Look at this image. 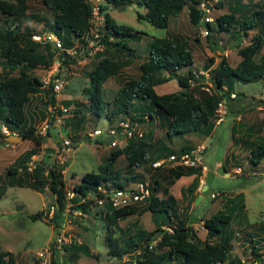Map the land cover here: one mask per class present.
<instances>
[{
  "label": "trees",
  "instance_id": "16d2710c",
  "mask_svg": "<svg viewBox=\"0 0 264 264\" xmlns=\"http://www.w3.org/2000/svg\"><path fill=\"white\" fill-rule=\"evenodd\" d=\"M27 1L0 0V105L6 109V126L10 131L34 141V145L23 149L4 171L0 179V197L5 188L12 185L28 186L39 192L47 188L54 199L51 217L55 225H58L57 221L61 218V212L67 200L76 202L71 205L74 210L89 212L87 194L92 193L97 199L108 200L111 189L125 185L128 179L134 181L142 174L132 171V166L143 167L145 170L151 169L153 172L150 173L149 194L140 207L134 203L114 206L110 204L111 200H106L103 209L96 210L105 221L104 239L107 254L119 258L122 254L130 253L138 248L139 251L136 254L138 264L238 263L240 259L237 256L228 258L231 246V233L228 228L235 207L243 206L242 193L236 192L235 199L234 196H230L227 200L228 204L202 217L201 225L205 233L204 237L200 238L192 225L188 224L176 210V198L168 191V186L173 179L183 174L194 173L187 183L189 191H193L198 184V168L176 161L177 153L188 152L190 146L181 145L179 149L173 151L162 140L152 141L149 135L133 134L123 145L120 144L109 150L100 169L83 172L78 181L73 183L68 195L61 177L63 163L48 160V156L44 154L40 156V159L32 160L31 165L28 164L31 160L30 155L35 152V146L42 141L47 131L37 132L32 123L26 120L25 106L30 95L42 91L47 95L48 100L42 102L44 106L41 110V119L47 116L44 111L49 103V105L54 103L51 86L54 79L59 78L60 66L79 56L80 52L84 51L86 38L90 37L88 30L94 3L92 0H41L50 12L51 22L47 23L36 13L25 14ZM233 1L236 10L232 9L228 13L216 16V22L217 28L227 31L228 38L233 39L239 60L233 65L227 62L225 56H221L213 67L207 69L216 96L224 101H227L226 98L230 92L236 94L233 89L234 81L246 83L259 78L264 79V52L258 59L256 58L263 34L261 31L252 34L247 32L263 19L262 10L260 8L250 10L251 0ZM131 3L144 6L145 10L135 12V17L147 20L154 26L165 27L169 16L174 15L183 5L187 7L186 16L190 22L197 23L199 20L200 10L197 7V0H103L96 3V12L102 17L101 30H97L96 42L102 45L103 50L114 48L115 51L132 53L125 40L136 39L140 32L133 30L129 25L116 23L105 10L107 5L121 8ZM216 3H220V0ZM23 14L31 19H39L43 22V27L40 30L22 28L19 19ZM206 26L209 30L212 28L208 22ZM36 32L55 34L60 46L52 45L49 41L30 39V35ZM72 38L76 44L80 45L79 48H76L78 45H74ZM147 44L146 59L138 65L139 76L121 82L112 93L110 101H104L101 97L102 84L107 77L118 73L120 60L111 55L102 54L91 64L86 71L89 84L81 88L88 103L85 105L83 102H75L71 108V116L64 120L70 132V138L77 137L83 129L87 112L93 115L103 113L108 120H111L112 116H127L129 121L134 122L144 121L147 117L149 119L155 116L165 117L164 135L167 138H171L174 134L179 136L191 131L209 134L214 122L216 104L213 107L211 94L204 92L202 96L197 97L188 89L191 79L196 78L190 70L193 58L184 40L154 36L149 38ZM66 48H72L74 51L68 53ZM80 48L82 51L79 52ZM55 55H58V68L52 72L46 86L37 75L27 73L28 69L37 65L48 66L55 59ZM182 67L185 69L184 73L179 74L175 71L176 68ZM169 79H175L178 90L163 93H157L154 90L153 85ZM63 100L66 104L69 103L68 100ZM47 118L49 121L54 116L50 112ZM232 140L247 148L246 156L250 165H258L264 156V141L253 139L248 133L244 137L232 136ZM149 153H152V156ZM119 154L126 161L125 167L131 169L128 173L126 172L129 175L121 176L122 179H119L120 174L116 170L110 168V164ZM168 154H174L175 157L162 165L151 166L150 162L154 157L168 158ZM162 166L165 167L161 168ZM253 177L255 178V175ZM156 178L164 184L161 189L156 184ZM157 191H160V196ZM146 209L154 222L153 228H138L131 232L119 228L117 235L111 234L113 231L111 225L116 226L118 219L128 214L141 213ZM42 213L38 210L29 216L39 218ZM260 227L264 229V221L260 223ZM153 239L155 241L151 244ZM64 248L69 251L70 258H74L78 253L93 255L83 242H68ZM250 254L255 264L264 260V253L257 252L253 245ZM0 264H17L14 254L9 250L0 249Z\"/></svg>",
  "mask_w": 264,
  "mask_h": 264
},
{
  "label": "rangeland",
  "instance_id": "374dc122",
  "mask_svg": "<svg viewBox=\"0 0 264 264\" xmlns=\"http://www.w3.org/2000/svg\"><path fill=\"white\" fill-rule=\"evenodd\" d=\"M93 1L95 4L103 2V0ZM245 1L240 0V2ZM211 2L212 5L214 2L210 13L212 28L207 36L199 32L197 23L189 21L186 16V5H183L174 15L169 16L168 24L165 27L154 26L147 20L137 19L135 12L145 10L142 5L131 3L121 8L107 5L105 10L116 23L129 25L133 30L140 32L136 39L125 40L132 53L122 52V50L115 51L114 48L103 50L102 46L96 44V39L92 35L86 38V43L83 46L84 51L80 52L82 51L80 48L79 56L59 68L58 76L63 79L62 88L53 91L54 103L53 105H49V103L44 111L47 116L51 112L54 116L53 119L48 121L47 116L41 119V110L44 106L42 102L48 100L47 95L42 91L30 95L25 106L26 120L32 123L37 132L44 133L45 130L47 132L44 133L42 141L35 146V152L30 155L31 160L28 164L31 165L32 160L40 159V156L44 154L48 156V160L63 163L61 177L68 195L73 183L78 181L83 172L100 169L109 150L120 144L123 145L121 141H118L117 145H112L110 143L112 136L107 134V129L114 127L118 130L117 126L119 127L121 122L127 123L129 120L127 116H112L111 120H108L103 113L93 115V113L87 112L86 119L83 121V129L77 137L70 138V132L64 120L71 116V108L75 102H83L85 105L88 103L81 90L83 86L89 84L86 72L88 68L102 54L111 55L120 60L118 73L107 77L102 84L101 97L104 101H110L112 93L116 91L121 82L139 76L138 65L146 59L149 38L168 36L184 40L193 58L190 70L196 78L191 79L188 89L192 95L197 97L202 96L204 92L211 94L213 107L216 104L213 115L215 124L212 127L214 130L209 136L191 131L179 136L174 134L171 138H167L164 135L166 118L155 116L152 119L147 117L144 121L133 122L132 133L149 135L152 141L162 140L173 151L179 149L183 144L192 147L190 148L192 156L196 158L190 165L198 168L199 182H205L208 187L202 189L200 193L199 187L196 192L189 191L187 182L182 183L183 186L179 190L174 184L172 195L177 197L176 210L188 224L192 225L200 238H203L205 233L201 225L202 217L204 218L228 204V198L233 197L236 191L243 192L245 206L243 205L244 208L241 205L235 207L228 228L231 233L228 258L237 256L240 261L236 264H255L254 261L252 262L250 254L251 246H255L257 252L264 253V229L260 227V223L264 221V183L262 178H259L264 172V156L258 165H250L246 156L247 148L239 142L232 141V136L234 138L244 137L248 133L253 139L264 141V79L259 78L246 83L234 81L233 89L236 94L230 92L226 98L227 101L219 99L212 86L209 91L206 90L205 85L208 80L202 74L206 71H199L205 68L203 66L213 67L221 56H225L227 62L233 65L239 60L233 39L228 38L227 31L218 29L216 22V16L228 13L232 9L236 10V5L233 0H220V3H216L217 0H211ZM249 8L250 10L258 8L262 10L263 19L257 24L260 26H254L247 31L248 34L258 31L263 34L256 52V58H258L264 52V0H251ZM30 13H36L40 18H43L44 22H51L50 12L41 0L27 1L25 14ZM25 14L19 19L22 28L29 27L40 30L43 27V22L39 19H31ZM95 16L102 19L101 15L94 13L91 16V28L101 30L102 24H97L99 19H96ZM72 40L75 45V40L73 38ZM76 45H78L76 48L80 47L79 44ZM57 58L58 55H55V59L50 65L45 67L37 65L28 69L27 73L46 79L58 68L56 66ZM184 70L183 67L175 69L179 74L184 73ZM162 73L165 74L163 71ZM153 86L157 93L175 92L179 89L175 79H169ZM63 99L68 100L69 103L66 104ZM63 106L66 108L62 109ZM5 114V107L0 105V127L7 124ZM94 128L101 132H91ZM3 136L4 134L0 130V179L6 168L14 162L23 149L34 145V141L29 138L21 137L16 142H5L2 139ZM205 136L206 138L203 139ZM119 138H122L121 134L117 136L118 140ZM198 150L200 158L193 153ZM125 163L124 157L119 154L110 164V168L120 174L119 179H122L121 176L124 174L129 175L127 173L132 169V171L142 174L134 181L126 180L127 184L132 185L138 181H147L148 184L151 182L150 173L153 172L151 169L145 170L143 167L134 166L130 169V167H125ZM163 167L165 166L161 168ZM224 168L227 169L226 173H224ZM106 183L110 182L106 181ZM156 184L160 189L164 186L158 178H156ZM212 191L216 192L212 195ZM198 193L201 196L197 197ZM157 194L160 196V191H157ZM87 196L89 212L74 210L71 205L76 202L72 203L67 200L63 206L61 218L57 221L58 225H55L53 217H51L54 199L47 188L43 192H39L28 186H7L0 197V249L11 251L17 264H37L36 252L46 246L50 251L49 254L46 253L45 258L48 264H119L121 259H124V255L132 256L133 252L124 253L119 258L107 254L104 239L105 221L96 212L98 209H103V204L107 199H97L92 193ZM143 202L144 199L133 203L140 207ZM38 210L43 212L39 218L29 216ZM153 226L154 222L146 209L141 213L128 214L118 219L116 226L111 225L113 229L111 234L117 235L119 228L131 232L138 228L151 229ZM68 242L85 243L93 255L78 253L74 258L68 257L69 251L64 248ZM256 264H264V260Z\"/></svg>",
  "mask_w": 264,
  "mask_h": 264
},
{
  "label": "built area",
  "instance_id": "2783aa9c",
  "mask_svg": "<svg viewBox=\"0 0 264 264\" xmlns=\"http://www.w3.org/2000/svg\"><path fill=\"white\" fill-rule=\"evenodd\" d=\"M214 5V2H213ZM212 2L211 0H198V8L200 9V13H199V32L203 35V34H207L208 33V28L206 26V22H210L212 20V17H210V13L212 11L213 8ZM89 34H93L95 36H97V34L95 33V31H93L92 29L88 32ZM30 39L32 40H39L41 42L43 41H49L52 45L55 46H60L59 45V40L56 37L55 34L50 33V32H45L40 34L39 32L36 33H32L30 35ZM58 63V61H57ZM56 63V64H57ZM200 72H205L204 69L199 70ZM205 76L207 75V73H204ZM50 77V76H49ZM49 77L42 78V83L43 85H47L48 81H49ZM62 78H55L51 89L54 91H58L59 88L62 87ZM206 90L209 91V86L210 83L207 81V85H205ZM62 109H65V107L63 106ZM134 121H128L126 122H121V125H119V130L117 131L115 128L111 127L112 129L108 128L107 132L109 135L112 136V139L110 140V143L112 145H115L118 141H121L122 143L125 142L126 138L128 136H130L132 134L133 128L132 126ZM43 128V126H42ZM1 130L3 132H8V129L6 128V126H1ZM93 133H100L101 131L97 128H94V130L92 129ZM121 134L122 138H119V140L117 139V136ZM195 156H198L197 152H193ZM177 160L175 158V160L180 163V164H185V165H190L192 162L195 161L196 157L192 156V153L189 152H181V153H177ZM175 155L174 154H168V158H158L155 159L151 162V166L156 167L159 165H162L163 163L167 162L169 159L174 158ZM199 157V156H198ZM148 186L146 184L145 181L141 182H135L133 185L131 186H122V187H116L114 189H112L110 191V194L108 196L109 200H111V205H118V204H125V203H130L131 201L134 200H139V199H143L144 197H146L148 195ZM215 192L212 191L211 194L213 195ZM58 239V238H56ZM154 240L151 241V243H153ZM139 250H135L134 251V255H132L131 257H127L124 259H121L119 264H137V257L135 256V253H137ZM46 253H50L49 248L46 247H42L38 252H36V260H37V264H48L47 259L46 258Z\"/></svg>",
  "mask_w": 264,
  "mask_h": 264
},
{
  "label": "clouds",
  "instance_id": "9594fccd",
  "mask_svg": "<svg viewBox=\"0 0 264 264\" xmlns=\"http://www.w3.org/2000/svg\"><path fill=\"white\" fill-rule=\"evenodd\" d=\"M92 1H93V0H92ZM93 3H94V4H93V7H92V9H91V16H92L94 13H95V14L97 13V12H96L97 6H96V4H95L94 1H93ZM198 9H199V8H198ZM199 10H200V9H199ZM99 15H100V14H99ZM95 17H96V19H99V21L97 22V24L100 23V25H101V24H102V19H101L100 17L98 18V16H95ZM95 17H94V19H95ZM110 17H111V16H110ZM91 18H92V17H91ZM112 18H113V17H112ZM199 19H200V17H199ZM208 23H210V22H208ZM197 24H199V20H198ZM207 28H208V27H207ZM91 29H92V28H91V25H90V28H89L88 32H89ZM92 30L95 31V33H96L97 36H98L97 30H95V29H92ZM208 32H209V29H208ZM205 34H206V33H205ZM207 34H208V33H207ZM88 35L91 36V35H93V34H92V33H91V34L88 33ZM93 36H94V39H96V36H95V35H93ZM96 44H97V45H100L99 43H96ZM100 46H102V45H100ZM66 50H67L68 53H72V52L74 51V49H72V48H66ZM70 50H73V51H70ZM53 61H54V60H53ZM53 61H52V62H53ZM57 61H58V60H57ZM58 63H59V61H58ZM58 63H57V64H58ZM57 64H56V66H57ZM49 65H50V64H49ZM56 66H55V67H56ZM203 69H204V70L206 71V73H207V69H208V68H203ZM51 74H52V73H51ZM51 74H50V75H51ZM202 74H204V73H202ZM204 75H205V74H204ZM194 76H195V75H194ZM208 76H209V74L207 73V75L205 76V78H206V80H208V82L210 83V86H209V89H210V87H211V81L209 80V77H208ZM60 78H61V77H60ZM40 79H41V78H40ZM62 80H63V79H62ZM62 85H63V84H62ZM206 85H207V83H206ZM61 88H62V87H61ZM61 88H60V89H61ZM53 91H54V90H53ZM64 107H65V106H64ZM65 108H66V107H65ZM128 121H129V120H128ZM1 126H2V125H1ZM3 126H6V125H3ZM6 128L8 129V132H3V131L1 130V127H0V130H1V133H2V134L5 135V134H7V133H14L13 131H10V129H9L7 126H6ZM113 128H114V127H113ZM117 128H118V126H117ZM116 130H117V129H116ZM118 130H119V129H118ZM118 130H117V131H118ZM40 132H41V131H40ZM107 134H108V132H107ZM133 134H134V133H132L131 135H133ZM108 135H109V134H108ZM131 135H130V136H131ZM110 136H111V135H110ZM128 137H129V136H128ZM128 137H127V138H128ZM127 138H126V140H127ZM126 140H125V142H126ZM125 142H123V144H124ZM115 145H117V144H115ZM191 151H192L191 149L188 150L189 153H192ZM196 152H197V151H196ZM180 153H181V152H180ZM197 154H198V156H199V158H200V155H199L200 152H199V150H198ZM156 159H158V158H156ZM153 160H155V159H153ZM153 160H152V161H153ZM152 161H151V162H152ZM151 162H150V164H151ZM261 176H262V174H261ZM146 183H147V181H146ZM133 184H134V183H133ZM133 184H132V185H133ZM147 184H148V183H147ZM123 186H131V185L125 183V185H123ZM121 187H122V186H121ZM113 189H114V188H113ZM111 190H112V189H111ZM148 190H149V188H148ZM109 194H110V193H109ZM109 194H108V196H109ZM148 194H149V192H148ZM147 196H148V195H147ZM147 196H146V197H147ZM146 197H144V198H146ZM144 198H143V199H144ZM108 199H109V198H108ZM139 200H142V199H139ZM135 201H138V200L131 201L130 203H133V202H135ZM153 240L155 241V239H153ZM153 243H154V242H153ZM137 249H138V248H137ZM137 249H135V250H137ZM135 250H133L132 252L134 253ZM138 250H139V249H138ZM130 253H131V252H130ZM137 253H138V252H137ZM137 253H135V256H136ZM133 255H134V254H133ZM124 256H125L124 258L131 257V255H124ZM137 260H138V259H137ZM137 260H136V261H137ZM254 262H255V261H254ZM137 264H138V262H137Z\"/></svg>",
  "mask_w": 264,
  "mask_h": 264
},
{
  "label": "crops",
  "instance_id": "0c3cea01",
  "mask_svg": "<svg viewBox=\"0 0 264 264\" xmlns=\"http://www.w3.org/2000/svg\"><path fill=\"white\" fill-rule=\"evenodd\" d=\"M108 13V12H107ZM109 14V13H108ZM110 16V15H109ZM260 56V55H259ZM258 56V57H259ZM258 59V58H257ZM261 80H263V79H261ZM157 84H160V83H157ZM156 85V84H155ZM154 87V86H153ZM215 123H213V125H214ZM213 125H212V127H213ZM211 127V128H212ZM214 130V128H212L211 129V131L209 132V134H207L206 136H209L211 133H212V131ZM194 132H196V131H194ZM206 136L205 137H203V139L204 138H206ZM157 140V139H156ZM159 140V139H158ZM233 141V140H232ZM184 145V144H183ZM188 146V145H187ZM196 147H197V145H196ZM195 147V148H196ZM192 148V147H191ZM195 148H194V150H195ZM149 155L150 156H152V153H149ZM153 159H156L155 157L153 158ZM174 163V162H173ZM172 163V164H173ZM226 168H225V170H224V173H226ZM255 172H257V171H255ZM193 175H194V173H191V174H187V175H180L179 177H175L174 179H173V181L171 182V184L168 186V191L172 194L173 193V186H174V184L177 186V190H179L182 186H183V184L182 183H185V182H189V180L191 179V177H193ZM199 179L200 178H197V186L193 189L195 192H196V190H197V187H199L200 188V193H201V190L203 189H206L208 186H207V184L205 183V182H203L202 181V183H200L199 182ZM240 191V190H239ZM216 192V191H215ZM236 192H238V191H236ZM241 193H242V196H243V205L245 206V196H244V194H243V192L242 191H240ZM200 193H198L197 194V197H199V196H201V194ZM236 194V193H235ZM175 198H177L176 196H174ZM244 206H243V208H244ZM205 231V230H204Z\"/></svg>",
  "mask_w": 264,
  "mask_h": 264
},
{
  "label": "water",
  "instance_id": "95a60500",
  "mask_svg": "<svg viewBox=\"0 0 264 264\" xmlns=\"http://www.w3.org/2000/svg\"><path fill=\"white\" fill-rule=\"evenodd\" d=\"M5 142H16L21 139L20 135L16 133H7L2 138ZM261 180L264 183V172L262 173Z\"/></svg>",
  "mask_w": 264,
  "mask_h": 264
}]
</instances>
